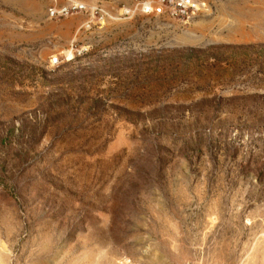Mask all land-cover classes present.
Returning a JSON list of instances; mask_svg holds the SVG:
<instances>
[{
  "label": "rangeland",
  "instance_id": "obj_1",
  "mask_svg": "<svg viewBox=\"0 0 264 264\" xmlns=\"http://www.w3.org/2000/svg\"><path fill=\"white\" fill-rule=\"evenodd\" d=\"M140 1L0 0V264H264V0ZM250 46L206 95L167 84L169 53ZM206 98L235 114L185 120Z\"/></svg>",
  "mask_w": 264,
  "mask_h": 264
},
{
  "label": "trees",
  "instance_id": "obj_2",
  "mask_svg": "<svg viewBox=\"0 0 264 264\" xmlns=\"http://www.w3.org/2000/svg\"><path fill=\"white\" fill-rule=\"evenodd\" d=\"M250 47H215L207 50H183L169 53L163 56L168 64L167 68L171 69L172 79L169 83L173 88H177L176 94L188 96V98L197 95H206L212 86L224 84L229 79L234 78L237 70V62L232 59V52L238 51L239 55H244L245 58L250 56L254 49ZM231 56V57H230ZM252 57V56H250ZM160 58V56H159ZM150 99L152 94L145 96ZM235 98L224 101L220 99V104H225L224 110L217 109V100L208 98L197 102L196 104L184 110L186 119H191L189 116L193 114L199 121L210 122L215 119H221L224 115L235 114V111H229L226 105L229 106L234 102ZM200 107L198 110H190L193 107Z\"/></svg>",
  "mask_w": 264,
  "mask_h": 264
},
{
  "label": "built area",
  "instance_id": "obj_3",
  "mask_svg": "<svg viewBox=\"0 0 264 264\" xmlns=\"http://www.w3.org/2000/svg\"><path fill=\"white\" fill-rule=\"evenodd\" d=\"M200 10V4L195 0H145L138 2L133 8L124 9V15L141 14L167 15L175 19H186ZM89 12V7L81 2H71L61 9H51L50 16H69Z\"/></svg>",
  "mask_w": 264,
  "mask_h": 264
}]
</instances>
